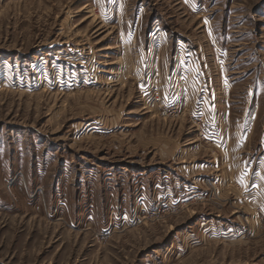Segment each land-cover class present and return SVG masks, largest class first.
Here are the masks:
<instances>
[{
  "label": "rangeland",
  "instance_id": "obj_1",
  "mask_svg": "<svg viewBox=\"0 0 264 264\" xmlns=\"http://www.w3.org/2000/svg\"><path fill=\"white\" fill-rule=\"evenodd\" d=\"M0 264H264V0H0Z\"/></svg>",
  "mask_w": 264,
  "mask_h": 264
},
{
  "label": "snow or ice",
  "instance_id": "obj_2",
  "mask_svg": "<svg viewBox=\"0 0 264 264\" xmlns=\"http://www.w3.org/2000/svg\"><path fill=\"white\" fill-rule=\"evenodd\" d=\"M241 182L243 183V179H241Z\"/></svg>",
  "mask_w": 264,
  "mask_h": 264
}]
</instances>
